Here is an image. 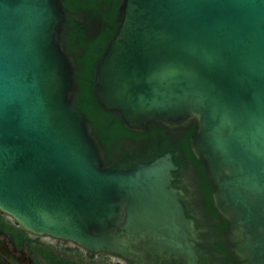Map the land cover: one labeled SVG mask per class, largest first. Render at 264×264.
I'll return each mask as SVG.
<instances>
[{
  "label": "water",
  "instance_id": "95a60500",
  "mask_svg": "<svg viewBox=\"0 0 264 264\" xmlns=\"http://www.w3.org/2000/svg\"><path fill=\"white\" fill-rule=\"evenodd\" d=\"M65 20L60 0H0V210L28 231L127 264L150 253L197 264L203 235L174 184L172 153L127 168L105 163L73 102ZM94 92L133 131L195 120L190 147L213 182L233 251L264 264V0H123ZM122 143L134 152L144 145Z\"/></svg>",
  "mask_w": 264,
  "mask_h": 264
},
{
  "label": "trees",
  "instance_id": "16d2710c",
  "mask_svg": "<svg viewBox=\"0 0 264 264\" xmlns=\"http://www.w3.org/2000/svg\"><path fill=\"white\" fill-rule=\"evenodd\" d=\"M60 1L66 12V20L60 33L61 38L66 41L67 48L74 53L77 63L75 75L78 81V92L74 96L73 102L77 108L85 112L106 151H109L114 143L122 139L133 138L143 140L144 145L132 166L141 162H150L166 152L172 153L173 160L177 165L184 166L187 159L188 162L198 167L203 181L202 191L207 207L211 213L218 216L211 195L214 190L213 184L207 178L204 162L194 155L190 147V139L194 137L196 128L195 120H191L182 128L179 127L175 137L170 134L168 127L161 124L154 126L148 124L143 131H133L123 124L116 113L105 110L95 95L97 62L118 29L120 7L123 0ZM78 11H84L87 14V19L84 22L75 18V13ZM95 18L97 19V28L94 32H90V21ZM0 226L12 230L11 225L8 226L2 218H0ZM226 226L227 221L221 219L218 227L225 229ZM18 236L20 237L19 233ZM218 246L227 255L232 256L223 243L219 242ZM40 250L43 254H51L46 249L41 248ZM67 262L59 259L58 264H67ZM71 264L79 263L71 260Z\"/></svg>",
  "mask_w": 264,
  "mask_h": 264
},
{
  "label": "flooded vegetation",
  "instance_id": "af4514ba",
  "mask_svg": "<svg viewBox=\"0 0 264 264\" xmlns=\"http://www.w3.org/2000/svg\"><path fill=\"white\" fill-rule=\"evenodd\" d=\"M75 18L77 19V17ZM185 125L186 124H181L178 121L177 125L174 126L175 129L174 131H172L173 128L169 126H165V125L163 126L168 127L170 130V134L173 137H175L177 135V129L179 127L182 128ZM181 132L183 133V131ZM181 132L180 135H182ZM128 139L139 140L133 138H128ZM124 140L126 139H122L119 142L114 143L109 149V151H106L108 156L107 159L105 160V163L107 165H110L112 167L127 168V167H131L132 163L136 161V156L137 154H139V152H134L131 149H129L128 148L129 146L122 143ZM140 141L143 142V140ZM188 174H190L189 177L187 176ZM207 178L212 182V180L208 176V173H207ZM174 184L180 189H182L184 193L183 203L186 212L193 219L195 225L198 226V228L196 227V230L199 232L198 233L199 237L203 235V240H198L199 239L198 238L195 241V248L198 254L197 264H244L241 258L233 251V242L230 237V232L228 230V227L226 226L225 229H220L218 227V223L220 222V220L221 219L226 220V219L222 217L219 213L218 216L214 215L213 213L210 212V210L207 207L205 195L202 191L203 181L201 179V174L199 172L198 167L195 164L188 162L186 159V164L184 166L178 165V167L174 170ZM201 206L204 209H202ZM0 218H2V220L4 219L1 216V214H0ZM4 221L7 223L8 226L11 225L12 230L9 229L7 230L0 226V234L2 233L7 235L6 240H3V238H1L0 236V246L4 242H7L9 248L6 249V251H3L0 248V264H10V260H13L14 262V258L16 257L14 250H16L17 247L23 248L22 246L25 245L31 246L32 242L30 241L31 238L29 236L30 231L23 228L17 221L16 223H13L8 220H4ZM18 233L20 234V237L18 236ZM205 236H207L206 238H209V241L206 240ZM219 242L223 243L226 246V249L232 254V256L230 254L227 255L225 251L219 248L218 246ZM41 248L46 249L51 254L50 255L43 254L40 250ZM37 250L38 251L36 252L39 255V258L47 260L46 262L48 264H58L59 259H63V261H68L67 264H71V260H73L58 255L56 252H54L53 250L47 247L37 246ZM4 254H6V256H4ZM148 257L149 258L143 263L137 262L135 259L132 260L128 259V260L131 264H185L184 261L182 260H176V259L166 260L165 258L162 257L154 258L151 253L149 254ZM34 262L29 261L28 264L38 263L37 261L35 263ZM77 262L79 264H85L79 261Z\"/></svg>",
  "mask_w": 264,
  "mask_h": 264
},
{
  "label": "rangeland",
  "instance_id": "374dc122",
  "mask_svg": "<svg viewBox=\"0 0 264 264\" xmlns=\"http://www.w3.org/2000/svg\"><path fill=\"white\" fill-rule=\"evenodd\" d=\"M1 216L4 220L11 221L16 223V220L9 215L0 210ZM20 227V225H19ZM3 240H6V234H0ZM29 236L31 238L32 245H25L21 247H17L14 250L15 258L10 260V264H28L29 261H37L36 264H48L44 259H40L37 254V246L47 247L58 255L64 256L68 259H73L85 264H127L123 257L114 255L107 252L100 251H91L81 246L80 244L65 238H59L48 234H37L33 232H29ZM37 245V246H36ZM0 248L3 251H6L8 248L7 242H4ZM6 253V252H5ZM6 256V254H4ZM34 262V263H35Z\"/></svg>",
  "mask_w": 264,
  "mask_h": 264
}]
</instances>
